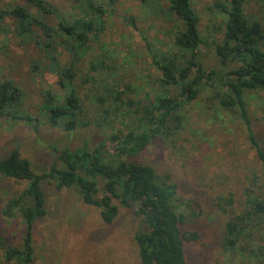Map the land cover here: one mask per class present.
<instances>
[{"label":"rangeland","instance_id":"obj_1","mask_svg":"<svg viewBox=\"0 0 264 264\" xmlns=\"http://www.w3.org/2000/svg\"><path fill=\"white\" fill-rule=\"evenodd\" d=\"M45 1L68 20L78 16L84 7L78 0ZM95 1L107 11L102 19L103 29L100 41L93 40L81 58L53 30L51 46L40 27L34 28L26 39L19 35L17 18L8 16L0 24V81L13 79L22 88L20 116L41 118L36 123L11 116L0 119V157L18 148L36 172L46 171L58 149L75 148L86 142L96 145L112 132L113 125L126 130L132 124L129 115L136 108L132 101L145 103L155 94L166 92L158 80L161 73L152 63L149 48L162 52L174 49V24L164 16H153L142 0ZM191 2L200 17L205 40L200 50L205 68L219 76L240 65L234 61L225 66L215 50L225 37L216 5L230 0ZM19 5L26 6L50 27H57L56 15L39 11L28 0L0 3L5 10ZM243 8L249 23L261 25L259 43L264 49V0H246ZM100 61L105 67L94 69ZM68 68L73 75L66 85L63 73L69 74ZM111 87L123 91L124 102H118L124 103L121 111L114 110L116 103L108 96V92H113ZM48 90L60 100L73 90L84 102L86 115L97 120L105 106L111 109L113 121L101 117V127L91 125L73 133L52 126L42 119L46 115L40 110ZM169 91L174 94L175 87ZM215 93L214 88L205 85L199 98L184 108L181 132L157 137L138 159L152 165L159 174L170 175L178 185L180 211L185 215L183 229L198 234L195 240H185L188 264H261L246 254L245 247L234 253L223 248L225 224L244 211L246 190L259 175L261 163L241 119L223 110ZM252 96L248 100L251 124L264 146V91L252 92ZM100 97L109 101L100 103ZM37 123L39 131L33 127ZM26 185V181L0 179V231L7 245L22 246L25 229L21 217L10 218L3 210L8 199ZM45 191L47 213L33 229L35 255L31 264H141L135 241L140 221L131 209L121 208L117 218L106 223L100 209L84 203L76 189H59L55 183L45 182ZM1 254L0 251V264H14L5 262Z\"/></svg>","mask_w":264,"mask_h":264},{"label":"trees","instance_id":"obj_2","mask_svg":"<svg viewBox=\"0 0 264 264\" xmlns=\"http://www.w3.org/2000/svg\"><path fill=\"white\" fill-rule=\"evenodd\" d=\"M28 1L39 11L56 15L57 27H50L23 5L12 10L0 7V24L8 16L17 18L19 35L26 39L31 37L34 28L40 27L51 46L53 30L71 47L77 58L86 55L93 40L100 41L102 19L107 12L100 2L78 0L84 7L81 6L78 16L68 20L45 0ZM244 1L230 0V3L216 5L225 30L224 40L215 47L216 53L225 66L234 61L240 63L217 76L215 71L205 68L200 57L205 40L201 34L200 17L191 0H142L144 8L153 16H164L175 27L174 49L162 52L149 48L152 63L161 73L158 80L166 92L155 94L145 103L132 101V107L136 108L133 115H129L132 124L126 126V130L113 125L112 132L96 145L86 142L79 147L58 149L56 159L46 171L36 172L31 161L22 157L18 148L0 157V179L27 182L19 194L8 199L3 210L10 218L21 217L25 229L22 246L7 245L0 231V251L5 262H33V229L36 221L47 213L45 182H53L59 189H76L84 203L100 209L106 223H112L121 208L131 209L140 221L135 241L141 264H188L185 240H195L198 234L183 229L185 215L180 211L178 185L170 175L159 174L152 165L143 164L138 158L157 137H170L181 132L184 108L199 98L204 86L208 85L216 91L217 104L241 119L249 143L261 163L259 175H255L252 186L246 190L244 211L225 224L223 248L234 253L245 247L248 256L264 264V146L252 128L248 109L252 92L264 91V49L259 43L261 25L248 22ZM104 67L103 61L93 66L94 69ZM67 71L69 74L63 73L67 84L62 77L66 85L73 75L69 68ZM171 87H175L174 94L169 91ZM110 89L113 92H108V96L116 103L114 110L121 111L124 103L118 105V102H124L123 91ZM23 98L22 88L13 79L0 81V119L11 116L36 123L38 117L20 116ZM60 99L52 91H46L40 110L46 115L45 119L42 118L45 122L64 131L73 133L91 125L101 127L104 123L101 117L113 121L111 109L105 106L97 120L86 115L84 102L73 90ZM99 100L100 103L109 101L105 97ZM33 127L39 131L38 123Z\"/></svg>","mask_w":264,"mask_h":264}]
</instances>
